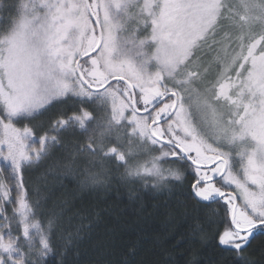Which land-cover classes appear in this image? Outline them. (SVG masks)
Masks as SVG:
<instances>
[{
	"label": "snow or ice",
	"instance_id": "6c2138e0",
	"mask_svg": "<svg viewBox=\"0 0 264 264\" xmlns=\"http://www.w3.org/2000/svg\"><path fill=\"white\" fill-rule=\"evenodd\" d=\"M80 156L187 182L208 264H264V0H0V264H77L87 217L25 174Z\"/></svg>",
	"mask_w": 264,
	"mask_h": 264
},
{
	"label": "trees",
	"instance_id": "16d2710c",
	"mask_svg": "<svg viewBox=\"0 0 264 264\" xmlns=\"http://www.w3.org/2000/svg\"><path fill=\"white\" fill-rule=\"evenodd\" d=\"M61 155L66 153L56 154ZM73 159L56 168L51 167L55 159L47 160L25 179L47 189L50 207L63 205L69 215L87 217L91 230L81 235L77 264H208L217 258L212 229L205 227V239L194 233L198 214L185 199L187 182L155 189L115 182L93 185L89 177L98 169L86 157ZM259 244L255 241L254 247Z\"/></svg>",
	"mask_w": 264,
	"mask_h": 264
}]
</instances>
